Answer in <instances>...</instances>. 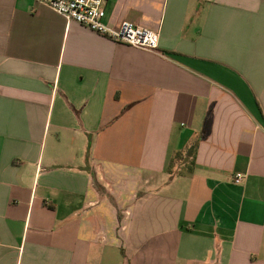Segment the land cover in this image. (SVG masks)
Masks as SVG:
<instances>
[{
	"label": "crops",
	"instance_id": "obj_1",
	"mask_svg": "<svg viewBox=\"0 0 264 264\" xmlns=\"http://www.w3.org/2000/svg\"><path fill=\"white\" fill-rule=\"evenodd\" d=\"M104 21L157 51L0 0V264H264V0Z\"/></svg>",
	"mask_w": 264,
	"mask_h": 264
},
{
	"label": "built area",
	"instance_id": "obj_2",
	"mask_svg": "<svg viewBox=\"0 0 264 264\" xmlns=\"http://www.w3.org/2000/svg\"><path fill=\"white\" fill-rule=\"evenodd\" d=\"M66 19L68 23H78L90 31L106 36L112 41L130 46L157 51L160 43L159 33L129 21L115 28L105 23L106 0H35ZM243 175L235 176L240 184Z\"/></svg>",
	"mask_w": 264,
	"mask_h": 264
},
{
	"label": "rangeland",
	"instance_id": "obj_3",
	"mask_svg": "<svg viewBox=\"0 0 264 264\" xmlns=\"http://www.w3.org/2000/svg\"><path fill=\"white\" fill-rule=\"evenodd\" d=\"M178 171L180 172V166L176 165V169L173 171V174L174 175L178 174Z\"/></svg>",
	"mask_w": 264,
	"mask_h": 264
}]
</instances>
